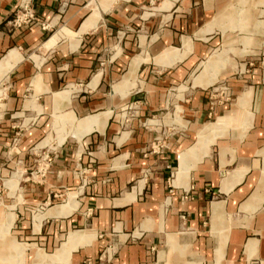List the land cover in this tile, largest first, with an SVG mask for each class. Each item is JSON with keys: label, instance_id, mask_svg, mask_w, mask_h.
<instances>
[{"label": "crops", "instance_id": "obj_1", "mask_svg": "<svg viewBox=\"0 0 264 264\" xmlns=\"http://www.w3.org/2000/svg\"><path fill=\"white\" fill-rule=\"evenodd\" d=\"M0 94V264H264V0H0Z\"/></svg>", "mask_w": 264, "mask_h": 264}, {"label": "rangeland", "instance_id": "obj_2", "mask_svg": "<svg viewBox=\"0 0 264 264\" xmlns=\"http://www.w3.org/2000/svg\"><path fill=\"white\" fill-rule=\"evenodd\" d=\"M241 25V24H240ZM229 26H232V23H230L229 24ZM226 48L228 47V45H226L225 46ZM229 47H231L230 45H229ZM230 51H233V49L232 48H230L229 49ZM215 52V51H214ZM219 52V51H218ZM222 52H223V54H224V58L226 59V61H227V56H226V50L224 51V50H222ZM226 61L224 62V65L222 66V67H219L218 69V71H217V73L215 74V77H214V79L216 78V76H217V74H218V72L222 69V68H224L225 67V63H226ZM214 79H213V81H214ZM192 80L193 79H190L188 82H186V84H184V86L183 87H181V90H187L188 88H189V86L192 84ZM212 81V82H213ZM193 90V89H189V91L188 92H186L185 93V96L187 97L189 94V92H191V91ZM171 92H173V94H175L177 91L176 90H173V91H171ZM185 97V98H186ZM170 98H171V96H170ZM170 101V105L168 104L167 106H166V108L163 110V113H166V112H170V113H174L175 112V110H177V107H180L179 105L180 104H178L177 102V100H175V101H171V100H169ZM1 103H2V96H1V94H0V108H1ZM169 113V114H170ZM178 114L180 115V116H182V112H180V110H178ZM163 115H165V114H160V117L159 118H154L155 120H158V119H160ZM167 115L168 114H166V117H167ZM167 123H169V122H167ZM162 124H163V122H161L160 123V125H153V127H161L162 126ZM165 124V123H164ZM34 152L35 153H38V151L37 150H34ZM44 155V154H43ZM36 156H39V155H36ZM39 164V167H41V168H43V160H41V162L40 163H38Z\"/></svg>", "mask_w": 264, "mask_h": 264}, {"label": "bare ground", "instance_id": "obj_3", "mask_svg": "<svg viewBox=\"0 0 264 264\" xmlns=\"http://www.w3.org/2000/svg\"><path fill=\"white\" fill-rule=\"evenodd\" d=\"M217 55V54H216ZM221 57V56H220ZM217 62H218V57L216 56V57H212L209 61H207L206 63H204V66H203V69H202V71L203 72H205V71H207V70H209V69H211V68H213V67H215L216 65H217ZM219 63V62H218ZM211 71V70H210ZM213 74V73H212ZM203 75V74H202ZM46 143H48V141L47 142H45L44 144H46ZM40 145H43V144H40ZM39 145V146H40Z\"/></svg>", "mask_w": 264, "mask_h": 264}, {"label": "built area", "instance_id": "obj_4", "mask_svg": "<svg viewBox=\"0 0 264 264\" xmlns=\"http://www.w3.org/2000/svg\"><path fill=\"white\" fill-rule=\"evenodd\" d=\"M23 14H21V16H24V18L23 19H25V20H29V19H31L32 17H33V14L31 13V11H29L28 9H27V4H24V6H23ZM18 19V17L16 18V20Z\"/></svg>", "mask_w": 264, "mask_h": 264}]
</instances>
